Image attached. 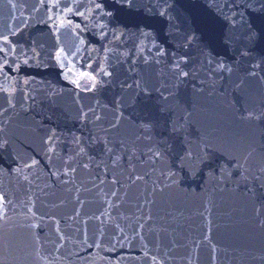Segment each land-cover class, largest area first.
I'll list each match as a JSON object with an SVG mask.
<instances>
[{
	"label": "water",
	"instance_id": "95a60500",
	"mask_svg": "<svg viewBox=\"0 0 264 264\" xmlns=\"http://www.w3.org/2000/svg\"><path fill=\"white\" fill-rule=\"evenodd\" d=\"M130 4L0 0V264H264V0Z\"/></svg>",
	"mask_w": 264,
	"mask_h": 264
},
{
	"label": "snow or ice",
	"instance_id": "6c2138e0",
	"mask_svg": "<svg viewBox=\"0 0 264 264\" xmlns=\"http://www.w3.org/2000/svg\"><path fill=\"white\" fill-rule=\"evenodd\" d=\"M127 2L129 3V6H131V4H130V0H127ZM56 6H59V5H56ZM94 7H95L96 9H100V8H102V5L99 4V3H97V4H95ZM66 10H67L68 12H72L74 9H73L72 7H66ZM75 11H76V14H78V15H80V16H84V15H85L84 12H80V11H79V6H76ZM64 23H65L64 20H61V21H60V24H61V25H63ZM253 35H254V34H253ZM3 39H4L5 42H8V37H4ZM0 51H4V49H0ZM61 51H63V50L61 49ZM57 59H59V56H57ZM183 75H184V76H187L188 73H187V72H184ZM91 78H92L93 80H95V77H94V76H92ZM74 83L77 84V87L80 86V85H79V81H74ZM93 86H94V85H93Z\"/></svg>",
	"mask_w": 264,
	"mask_h": 264
}]
</instances>
